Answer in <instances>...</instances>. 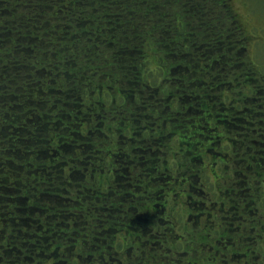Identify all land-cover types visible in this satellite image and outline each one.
Returning a JSON list of instances; mask_svg holds the SVG:
<instances>
[{"label": "trees", "instance_id": "1", "mask_svg": "<svg viewBox=\"0 0 264 264\" xmlns=\"http://www.w3.org/2000/svg\"><path fill=\"white\" fill-rule=\"evenodd\" d=\"M40 10L51 12L44 23ZM246 43L232 0H0V217L24 226L13 239L0 226L12 243L0 264H128L122 247L173 251L165 240L174 246L202 214L217 220L204 232L212 264L239 262L240 251L241 263L256 254L264 264V231L248 218L264 226V156L249 175L223 165L234 149L246 153L236 129L264 151V75L247 63ZM12 71L18 86L4 75ZM80 80L82 98L66 88ZM49 91L58 95L50 114ZM80 100L87 122L74 130L80 108L68 103ZM180 131L191 135L175 150L166 138ZM216 206L219 215L205 211ZM238 207L246 218L234 217ZM163 209L167 220L156 222ZM102 231L106 248L96 244Z\"/></svg>", "mask_w": 264, "mask_h": 264}, {"label": "rangeland", "instance_id": "2", "mask_svg": "<svg viewBox=\"0 0 264 264\" xmlns=\"http://www.w3.org/2000/svg\"><path fill=\"white\" fill-rule=\"evenodd\" d=\"M233 3V7L235 10V13L238 17L239 23L240 25L243 27L244 31H245V35L247 37V54H246V61L247 63L250 64H254L257 67V72H262L264 75V0H232ZM42 15H46V18H42L41 16V22L44 23V21L48 20L50 18L51 12L47 11V13H44L42 10H40ZM62 21H68V20H63ZM55 24V23H54ZM64 24H60L58 23L59 28L61 29V27ZM45 27V25H43ZM57 26V24H56ZM38 35L40 36H48L45 32H38ZM62 35V33H52V39L54 40L55 37ZM61 37V36H60ZM57 40V39H55ZM258 42V43H257ZM154 59V58H153ZM152 60V58H151ZM2 64V62H1ZM154 65V63H153ZM4 75H6L8 78H11L14 80V82L10 83L18 86L20 83H22L23 81H21V78H15V74L14 71L11 72H4ZM20 75V74H18ZM261 75V74H260ZM1 78L2 76L0 75V84H1ZM77 87L79 89V96L82 98V96H85L86 93V86L84 85L83 81H78V83H72L69 84L67 88V91L69 92H73V87ZM17 92H19L18 89H15ZM50 94H48L49 96V103L48 104H44V112H48L49 114L50 112L53 111V106L52 104H55V100L57 99V94L52 93L51 91H49ZM72 99H74V95L72 96ZM17 100V99H14ZM83 103V101L80 100V104L77 105V103L75 101H71V103L69 102L68 104H71V107H69V109H76L78 110L80 108L79 113L75 116V119H72L71 121L68 119V123L69 125L74 128V130L80 129L83 123L87 122L86 119H84V117H81V110H85L84 107L81 106V104ZM67 104H65L64 106H66ZM49 106V107H48ZM3 113V112H1ZM231 113L235 118V116H239V112H229ZM48 114V113H47ZM79 117V119H77V117ZM63 121L67 120H61V121H56V126L59 127L61 132L62 130H65L63 133L65 135V138H69L68 136V130H70L68 128V125H64ZM89 124V123H88ZM142 125V123H140ZM59 125V126H58ZM75 126V127H74ZM89 126V125H88ZM236 133L239 132V129L234 130ZM181 132V131H180ZM224 132V131H222ZM154 133V132H152ZM234 133L233 135H237V139H238V134L241 138H246L247 140V146H246V153L243 155H235L236 149H234V151H232V155L231 157L227 156V158L229 157V161L228 163H224L223 165H225L228 169H229V165L233 167V171H243L246 172L248 175L250 173V171H254L255 173H257V171H255V169H258V166H256L253 170H249L247 169V165L249 163H255V159L260 158L262 156H264V151H261L262 146H256L253 143L250 144L249 141H252V137L256 136V135H252L251 133H249L248 131H245V133ZM211 134L213 135V137L216 136V132L212 131ZM44 137L45 139L50 138L51 136H54V132L53 130H49V131H45L44 133ZM188 135V136H185ZM191 134H186L185 132H181V136H179V134L177 133H170L167 135L166 138V144L171 145L170 147L174 148V145H180L179 144V139L181 138V140H185L186 137H189ZM232 136V135H231ZM100 144L104 143V139L102 138V134L100 136ZM144 139L143 136H139L136 137V139H133L136 148L140 147L142 140ZM198 140V138L195 139V142ZM98 142V141H97ZM198 147V145H196ZM249 146H252V148H250ZM175 149V148H174ZM195 149V146H194ZM177 150V149H175ZM225 152H227V150H224ZM214 159V158H213ZM235 166H234V165ZM206 170L208 172H210V170H212L213 168L211 167V164L208 162H206ZM261 172L264 171V168L259 169ZM240 179V178H237ZM216 180V179H213ZM246 180H250V178L246 179ZM227 188V186H226ZM37 193L41 194V191H38L36 189H34ZM216 196V195H215ZM217 208V206L215 208H211L210 210L205 209V211H210L211 213H214L215 215H219L218 210H215ZM204 206L203 208H201L200 212H204ZM256 209V206H255ZM233 213L236 212V210L234 209V211H232ZM242 213V211H241ZM170 214V212H169ZM245 215L247 216V212L245 210ZM88 216H91L90 214H88ZM160 216H162V218L164 219V217H167V213L164 212L163 215L161 214ZM191 217V216H190ZM202 218V222H194V219H190L189 220V225L193 226L191 229L188 228L186 230H179L178 233H181L182 236H179V240L177 243L173 244L174 246L170 245L171 243H168V241L165 240V246L172 247L173 251H168V250H164L163 247H159L155 244L152 246V243L150 242H146L144 245V251L145 252H138V256H136V251L134 250H129L126 247H122L123 243H122V239L123 238H119V239H114V246L116 247H122L123 248V252L122 253H117L116 256L119 257L118 259L123 261L125 260V262L128 264H212L213 263V256L214 254H210L211 250L209 249L208 245L205 244L204 242V232L207 231H211L212 227L210 222H208V220L212 219L213 217L210 216H206L205 214H202L200 216ZM206 217V218H205ZM251 217V216H250ZM248 217L251 221H253V225L255 227H257L259 229V231H264V226H262V223L259 222L257 219H261V216H257V215H253L251 218ZM193 218V217H192ZM215 220L216 223V219L213 218ZM220 220H222V218L220 217ZM225 222H227V220H224ZM193 224H190L192 223ZM169 225V224H167ZM203 226V227H202ZM205 226V227H204ZM104 228V227H103ZM101 228V230L103 229ZM156 228V227H154ZM190 229V230H189ZM255 232V231H254ZM256 234V232H255ZM99 237L102 239L100 241H97L96 244L99 245V242L102 244V246L104 248H106V245L108 246V242L110 240V237H106L105 232L102 231V233L99 235ZM154 239V238H152ZM145 240H149L148 238H145ZM259 243L262 242V239H259ZM264 240V237H263ZM213 241H215V238H213ZM76 241L73 240V243H75ZM212 244H214L211 240ZM226 246V244H225ZM230 246L232 247L233 245L230 244ZM229 246V247H230ZM243 248H246V244L240 245V250H243ZM260 249V245L258 247ZM257 248V249H258ZM110 249V246H109ZM221 251L224 253L225 252V248L221 247L220 248ZM226 253V252H225ZM227 255H229V252L226 253ZM241 257H239V262H237V259H229L227 261V263H222V264H247V263H241L245 260L243 255V252L240 251L239 253ZM246 254V253H244ZM262 258L257 256L256 254H253L252 257L250 258L249 264H262ZM115 262H117V258L114 259Z\"/></svg>", "mask_w": 264, "mask_h": 264}, {"label": "flooded vegetation", "instance_id": "3", "mask_svg": "<svg viewBox=\"0 0 264 264\" xmlns=\"http://www.w3.org/2000/svg\"><path fill=\"white\" fill-rule=\"evenodd\" d=\"M258 43V42H257ZM259 102H262L264 103V95H261L259 96ZM260 109L259 110V114L261 117L264 118V105H261L260 106ZM264 135V129H263V133ZM19 200L22 201L23 199V195H22V191L19 190ZM242 208L238 207L237 208V213L236 215H234V217H241L242 218H246L244 216H241L240 213H241V210ZM165 212V210L163 209L161 212H157V217L155 218L156 219V222H159L160 220H162V216H160L161 214L163 215V213ZM192 220V218H190ZM164 220H167L166 217H164ZM220 220V219H219ZM221 221V220H220ZM168 223V221H167ZM23 223L19 222V220L17 219V217H0V226H2L3 228H5L6 232L11 235V239H13V237H15L16 235H18L20 232H19V229L18 227H21V228H24V226L22 225ZM218 225V223H217ZM223 222L220 223V226L219 227H223ZM156 227V229L161 232L164 228H161L163 227V224L162 223H156L154 225ZM186 230V229H185ZM7 233L6 234H2L1 232V229H0V254L5 251H8L9 248L11 247L12 243L9 242V239L7 238ZM23 241L21 240L19 242V249H20V244L22 245ZM15 247L13 246L11 248V252L13 251V254H14V251H15ZM20 251H22L20 249ZM21 252H19L20 254ZM22 254V253H21Z\"/></svg>", "mask_w": 264, "mask_h": 264}]
</instances>
